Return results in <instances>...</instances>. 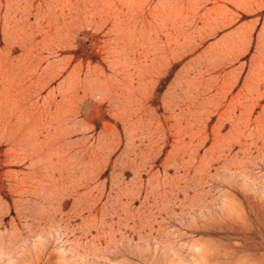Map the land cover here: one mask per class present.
Returning a JSON list of instances; mask_svg holds the SVG:
<instances>
[{
    "label": "rangeland",
    "instance_id": "1",
    "mask_svg": "<svg viewBox=\"0 0 264 264\" xmlns=\"http://www.w3.org/2000/svg\"><path fill=\"white\" fill-rule=\"evenodd\" d=\"M0 264H264V0H0Z\"/></svg>",
    "mask_w": 264,
    "mask_h": 264
}]
</instances>
